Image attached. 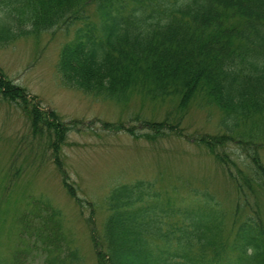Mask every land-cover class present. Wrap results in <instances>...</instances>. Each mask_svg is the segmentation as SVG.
Here are the masks:
<instances>
[{"label":"trees","instance_id":"1","mask_svg":"<svg viewBox=\"0 0 264 264\" xmlns=\"http://www.w3.org/2000/svg\"><path fill=\"white\" fill-rule=\"evenodd\" d=\"M89 4L97 22L87 14ZM74 24L79 27L57 61L63 84L119 103L137 93L153 101L176 100L179 114L195 101L216 107L221 134L189 139L213 156L236 191L228 214L205 190L191 191L188 203L180 204L150 182L113 188L98 264H264V223L255 201L264 191V134L255 133L264 122V0H0V44ZM0 99L26 113L34 137H47L53 164L74 197L59 152L78 122L41 110L36 97L1 69ZM136 119L141 134L121 123H105L103 129L148 140L185 138L181 118ZM43 206L18 216V239L29 242L30 253L43 256L45 264H79L77 251L64 241L60 211ZM27 260L18 246L0 256V264Z\"/></svg>","mask_w":264,"mask_h":264},{"label":"rangeland","instance_id":"2","mask_svg":"<svg viewBox=\"0 0 264 264\" xmlns=\"http://www.w3.org/2000/svg\"><path fill=\"white\" fill-rule=\"evenodd\" d=\"M86 7L97 22L93 5ZM78 27H57L38 37L0 44V69L7 78L36 97L41 110L54 111L65 123L78 122L59 152L66 182L75 190L72 197L53 164L47 137H34L26 113L0 99V256L7 257L18 246L27 251V264H45V258L30 253V243L18 239L17 218L32 206L44 210L43 202L60 211L64 241L77 251L79 264H98L96 252L105 246L106 198L119 185L150 182L164 197L180 204L188 203L191 191L205 190L228 214L236 199L235 185L222 166L189 139L221 134V112L216 107L195 101L179 114L176 100L153 101L137 93L119 103L63 84L57 70L59 52ZM165 118L173 122L181 118L179 131L185 138L169 134L148 140L111 127L103 129L105 123H121L135 126V133L141 134L144 131L133 119L160 122ZM255 133L264 134V122ZM235 149L229 146L233 157ZM259 153L264 164V143ZM255 201L264 223V191L255 195Z\"/></svg>","mask_w":264,"mask_h":264}]
</instances>
